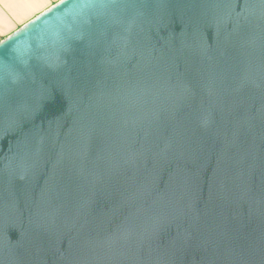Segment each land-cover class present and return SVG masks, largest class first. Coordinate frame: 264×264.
<instances>
[{
  "label": "water",
  "instance_id": "95a60500",
  "mask_svg": "<svg viewBox=\"0 0 264 264\" xmlns=\"http://www.w3.org/2000/svg\"><path fill=\"white\" fill-rule=\"evenodd\" d=\"M0 264H264V0H61L1 41Z\"/></svg>",
  "mask_w": 264,
  "mask_h": 264
},
{
  "label": "crops",
  "instance_id": "0c3cea01",
  "mask_svg": "<svg viewBox=\"0 0 264 264\" xmlns=\"http://www.w3.org/2000/svg\"><path fill=\"white\" fill-rule=\"evenodd\" d=\"M61 0H0V42Z\"/></svg>",
  "mask_w": 264,
  "mask_h": 264
}]
</instances>
